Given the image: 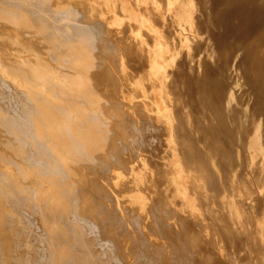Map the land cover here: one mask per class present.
<instances>
[{"label": "bare ground", "instance_id": "6f19581e", "mask_svg": "<svg viewBox=\"0 0 264 264\" xmlns=\"http://www.w3.org/2000/svg\"><path fill=\"white\" fill-rule=\"evenodd\" d=\"M0 264H264V0H0Z\"/></svg>", "mask_w": 264, "mask_h": 264}]
</instances>
